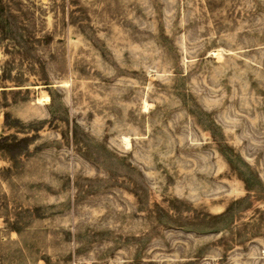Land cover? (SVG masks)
I'll return each instance as SVG.
<instances>
[{"label": "rangeland", "instance_id": "1", "mask_svg": "<svg viewBox=\"0 0 264 264\" xmlns=\"http://www.w3.org/2000/svg\"><path fill=\"white\" fill-rule=\"evenodd\" d=\"M1 1L0 264H264V0Z\"/></svg>", "mask_w": 264, "mask_h": 264}, {"label": "trees", "instance_id": "2", "mask_svg": "<svg viewBox=\"0 0 264 264\" xmlns=\"http://www.w3.org/2000/svg\"><path fill=\"white\" fill-rule=\"evenodd\" d=\"M1 2L2 1L0 0V10L3 9V6H2ZM12 140L13 141H11V143H7L6 142L7 141V135H1L0 136V149L5 151V152H7L8 154H11L12 150H13V146H18V145H20V144H22L24 142V140H22V139H15V137H12ZM230 209L231 208H230V205H229V206H227L225 208L224 211H222V212H220L218 214H215L214 218L215 217L219 218V217L226 216L229 213Z\"/></svg>", "mask_w": 264, "mask_h": 264}, {"label": "bare ground", "instance_id": "3", "mask_svg": "<svg viewBox=\"0 0 264 264\" xmlns=\"http://www.w3.org/2000/svg\"><path fill=\"white\" fill-rule=\"evenodd\" d=\"M47 98H48V97H47L46 95H45V96H43V100H47Z\"/></svg>", "mask_w": 264, "mask_h": 264}]
</instances>
